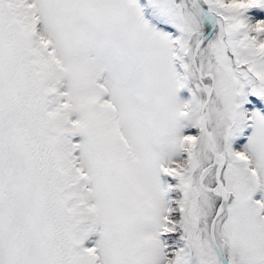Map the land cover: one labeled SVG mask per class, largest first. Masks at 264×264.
Returning <instances> with one entry per match:
<instances>
[{
  "label": "snow or ice",
  "instance_id": "1",
  "mask_svg": "<svg viewBox=\"0 0 264 264\" xmlns=\"http://www.w3.org/2000/svg\"><path fill=\"white\" fill-rule=\"evenodd\" d=\"M0 264H264V0H0Z\"/></svg>",
  "mask_w": 264,
  "mask_h": 264
}]
</instances>
